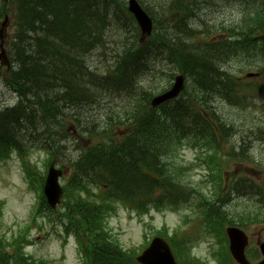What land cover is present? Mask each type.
I'll use <instances>...</instances> for the list:
<instances>
[{"label": "trees", "instance_id": "16d2710c", "mask_svg": "<svg viewBox=\"0 0 264 264\" xmlns=\"http://www.w3.org/2000/svg\"><path fill=\"white\" fill-rule=\"evenodd\" d=\"M56 1L58 0H0V23L5 13L10 16L9 51L14 62V68L5 74V79L16 91L19 100L23 101L19 115L12 116L8 112L10 108L16 109L17 104L0 110V158L8 157L14 149L25 152L27 140L42 134H47L43 149L52 158L59 157L58 153L62 147L59 140L66 137V126L70 118L74 122L72 115L66 112L67 109H76L81 114L84 106L87 103L95 104L103 92L124 95L125 103L108 117L103 129L99 123L88 127L87 123L75 119V122L82 126L85 138L94 141L87 148H82L78 157L72 160L74 172L68 190L76 201L72 202L74 205L71 213L75 218L76 228L80 229L78 232L102 251L100 254L103 259L112 260V256H106V233L101 225L102 215L105 209H113L116 201L147 212L152 209H179L185 206L195 208L196 204L205 218V231L213 234L223 232L225 224L232 222L237 213L248 211L251 207V204L246 202L245 207L235 209L234 212L226 209L225 201L232 194L248 196L254 201L252 194L259 193L257 202L264 201V177L261 182L245 178L225 183L222 178L224 166L218 155L234 128L219 107L220 102L216 100L235 105L237 99L243 101L249 96L239 90L236 78L224 69V64L233 57L231 49L240 51L239 39L208 42L203 46L207 48L206 51L187 50L186 54H181L179 49L160 48L175 55L178 59H174L175 63L178 61L180 66L187 67L188 71H183L188 74L191 84L179 98L157 108L149 105L153 92L136 91L138 78L133 79L131 72L138 69L136 67H139V63L134 60L128 61V67L115 78L118 81L113 84L95 81L83 87L62 75L64 79L60 84L55 89L46 90L49 94L44 95L43 89L47 87L45 83L32 87L20 79L26 70H32L38 62L33 41L28 45L23 42L28 38L29 20L38 12V7L43 6L49 14L50 5ZM30 3H36L37 8L35 6L33 13L27 17L25 6ZM43 3H48L49 7L42 5ZM146 9L148 10L147 7ZM70 10H60V13L64 20L68 19V22L75 25L67 14ZM249 19L250 27L253 26L262 32L260 55L264 56V31L260 24L264 22V0L259 1L256 11L250 14ZM64 20L61 21L62 27L66 25ZM124 23L128 25L130 18L127 17ZM159 25L156 21L155 29H158ZM177 25H180L179 21L171 23L174 28ZM155 42L156 39L151 37L145 41V45ZM133 55L141 59L142 66L146 65L145 59L150 58V55L141 51L134 52ZM167 65L173 67L170 62H167ZM175 72L176 69L164 71L166 81L162 89L171 84ZM107 74L111 75L112 71ZM71 76L79 78L76 75ZM103 78L110 77L105 75ZM139 79L143 80V77ZM117 84L123 86H115ZM3 125L6 131L2 129ZM116 126H122L127 131L122 140L112 136ZM185 146L202 148L206 151L207 163L212 164L214 160L219 163L220 181L211 192L202 191L182 176L186 168L180 163L177 164L175 159ZM238 215L244 218V213ZM248 220L250 219L241 223L244 224ZM174 248L177 249L175 245ZM111 249L120 250L118 253L123 262L137 264L118 244H112ZM0 255V264H9L11 258H16L17 264L27 260L18 255L10 256L4 251H0Z\"/></svg>", "mask_w": 264, "mask_h": 264}, {"label": "bare ground", "instance_id": "6f19581e", "mask_svg": "<svg viewBox=\"0 0 264 264\" xmlns=\"http://www.w3.org/2000/svg\"><path fill=\"white\" fill-rule=\"evenodd\" d=\"M138 1L148 8L146 13L148 18L160 24L149 36L135 19L131 18L128 25L124 23L126 20L124 4L127 0H58L50 5L49 14L43 6L38 7V12L29 20L28 38L23 42L28 45L31 40L33 41L38 62L32 70H26L20 79L25 80L24 84L32 87L35 84L45 83L47 87L43 89L44 95L49 94L46 90L55 89L64 79L63 76L78 82L83 87L95 81L113 84L118 81L115 78L128 67V61L131 60L139 63V67H136L138 69L131 72L133 79L138 78V83L141 81L140 77L159 80L160 77L156 74L160 70L176 69V73L179 74L177 77L187 76L188 74L183 71H188L187 67L180 66L178 61L175 63L174 59L178 60L176 56L160 48L179 49L181 54H186L187 50L206 51L207 48L203 46L209 42L214 32L219 35L228 33L239 39L240 51L231 49L233 57L224 64L225 67L237 63L236 67L240 70L243 65L248 63L246 67H249L260 57V48L263 44L262 32L257 31L258 29L253 26L250 27L248 16H245L244 20L235 16L237 13L249 15L260 0ZM35 4L30 3L25 6L27 17L33 13L35 6L37 8ZM42 5L49 7L48 3ZM60 10H70L67 14L75 25L68 22V19L64 20ZM220 12L222 16L218 18ZM63 20L66 25L62 27ZM174 21H179L180 25L172 27L171 23ZM260 24L264 31V22ZM146 37H154L156 42L145 45ZM138 51L150 55V58L145 59V66L140 64V58L133 55ZM167 62L173 67L167 65ZM111 71V75L107 74ZM71 75L79 78L75 79ZM105 75L110 78L104 79ZM115 86H123V84ZM216 102L219 103L220 99ZM22 104L23 101L18 100L16 109L10 108L8 112L12 116L21 114ZM2 129L6 131L5 125ZM247 137H250L247 140L256 139L264 142V125L252 131L232 130L229 138L232 142L236 139L234 145L241 147ZM251 197L259 200L254 193ZM245 198L249 197L245 196Z\"/></svg>", "mask_w": 264, "mask_h": 264}, {"label": "rangeland", "instance_id": "374dc122", "mask_svg": "<svg viewBox=\"0 0 264 264\" xmlns=\"http://www.w3.org/2000/svg\"><path fill=\"white\" fill-rule=\"evenodd\" d=\"M237 15L240 14L237 13L235 16ZM221 16L220 12L217 17L221 18ZM236 66L237 63L233 64L232 68L237 70ZM236 73L240 74L241 77H245L246 75L244 74L245 72L236 71ZM16 101L15 92L1 82L0 105H12ZM89 107L90 103H87L84 106V110L87 111ZM250 109H253V107ZM250 109L242 112L239 111L238 114H234L233 110H230L228 113L233 116L238 124H244L248 127L255 124L264 114L260 109L256 108V110L249 111ZM245 130L248 131L247 129ZM250 137L245 138L244 147L246 153L251 156H258L257 158L264 157V142L256 139L247 140ZM236 141V139L233 140L235 144ZM42 157L43 153L38 150L31 153L32 160L38 162L41 166L42 163L40 161ZM182 158L187 162H193L196 158V152L191 149H185L182 153ZM238 167V173L261 174L259 171L260 168H250L245 165H238ZM200 173V170H195V177H198ZM32 191L25 178L20 158L13 156L10 160L0 163V201H5L4 218L2 221L3 230H7L8 233L16 232L29 223V216L36 201V196ZM146 223H150L151 227H147ZM163 224H167L172 228L178 227L182 224V216L179 213L173 212H154L152 215L140 218L134 212H129L127 209H120L117 215L110 219V227L121 239L126 248H140L144 242L145 234H151L153 227H161ZM39 226L43 227L41 231L39 230ZM58 231V227L53 228L48 223L35 224L32 229V234H34L33 237L36 240L32 246L28 247V251L38 258L46 259V264H82L75 240L72 238L64 243V238L58 234ZM258 240H264V228L263 230L258 228V233L253 235V241L256 242ZM209 246L208 242H204L199 245L197 250L200 254L205 255L208 253Z\"/></svg>", "mask_w": 264, "mask_h": 264}, {"label": "water", "instance_id": "95a60500", "mask_svg": "<svg viewBox=\"0 0 264 264\" xmlns=\"http://www.w3.org/2000/svg\"><path fill=\"white\" fill-rule=\"evenodd\" d=\"M131 5H130V9L136 14L140 24L142 25L143 31L145 32H150V25H151V20L150 18H148V16L145 14V12L140 8V6L138 5V3L135 0H131L130 1ZM182 84V79L178 78L177 83L175 85V89L173 91H170L168 94H166L167 96H171L173 94H175V90H177L178 88L181 87ZM164 95V96H166ZM165 97H161L159 99H157V101H161L163 100Z\"/></svg>", "mask_w": 264, "mask_h": 264}]
</instances>
